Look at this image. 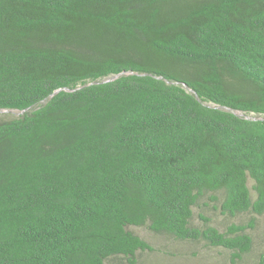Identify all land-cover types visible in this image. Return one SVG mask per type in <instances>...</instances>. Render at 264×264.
<instances>
[{"label": "trees", "instance_id": "obj_1", "mask_svg": "<svg viewBox=\"0 0 264 264\" xmlns=\"http://www.w3.org/2000/svg\"><path fill=\"white\" fill-rule=\"evenodd\" d=\"M1 110L0 264L254 248L264 0H0Z\"/></svg>", "mask_w": 264, "mask_h": 264}, {"label": "rangeland", "instance_id": "obj_2", "mask_svg": "<svg viewBox=\"0 0 264 264\" xmlns=\"http://www.w3.org/2000/svg\"><path fill=\"white\" fill-rule=\"evenodd\" d=\"M1 114L18 113V111L1 110ZM215 223L224 227L230 220L216 211H207ZM196 222L201 221L196 216ZM137 232L143 235L153 246V250L138 254V264H230L231 254L222 248L208 246L203 241L185 242L175 240L162 234H155L144 227H137ZM255 245L252 251L241 260L242 264L251 263L264 248V221L259 220L253 231ZM119 260V259H118ZM108 264H123L121 260Z\"/></svg>", "mask_w": 264, "mask_h": 264}, {"label": "water", "instance_id": "obj_3", "mask_svg": "<svg viewBox=\"0 0 264 264\" xmlns=\"http://www.w3.org/2000/svg\"><path fill=\"white\" fill-rule=\"evenodd\" d=\"M117 76H119V74L115 75V76H112V77H108L106 79H104V81H109V80H112L114 78H116ZM177 83H179V81H175ZM184 85H187L185 82H182ZM61 88L57 89L56 91L53 92V94H55L56 92H58Z\"/></svg>", "mask_w": 264, "mask_h": 264}]
</instances>
